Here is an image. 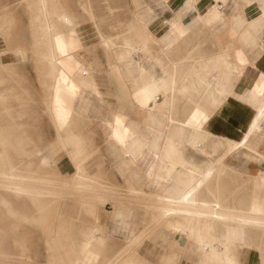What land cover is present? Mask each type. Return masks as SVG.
<instances>
[{
  "label": "crops",
  "instance_id": "1",
  "mask_svg": "<svg viewBox=\"0 0 264 264\" xmlns=\"http://www.w3.org/2000/svg\"><path fill=\"white\" fill-rule=\"evenodd\" d=\"M20 1L24 8L21 13L0 9V77L3 69L21 64L19 60L25 56L19 47L30 42L27 37H39L38 60L43 70L46 69L41 84H50L48 70L51 66L44 54L50 46L61 47L64 52L68 28L58 16L67 12L77 46L69 56L63 53L59 59L66 60L73 69L84 66L90 70L91 83L99 97L90 89L80 96L89 102V116H94L97 101L105 102L103 122L109 120V140L106 141L120 152V164L134 168L142 176L154 200L157 196L186 195L199 180L205 179L197 196L220 215L203 216L200 221L202 242L180 230L174 231L165 221L166 227L175 234L171 239L173 245L164 252H157L156 261L162 264H264V225L253 220L249 225L241 224L242 213L264 219V185L257 184L264 180V114L258 122L259 138L254 140L251 136L246 144L251 148L249 152L235 141L213 139L223 140L225 151L229 153L244 152L246 160L238 169V164L235 165L232 180L248 179L253 182L249 189L227 183L226 180L231 179L226 176L227 167L222 158L214 162L205 156H183L180 150L181 146L189 148L188 145L206 149L208 131L239 140L251 121L257 120L258 108L264 104V53L257 56L260 46L256 39H264V16L259 15V7L264 11V0H138V17L144 22L115 35L122 52L128 53L127 56L123 53L120 62L114 56L117 46L103 43L102 38L111 36L109 30L103 32L92 8L87 24L75 20L64 0H54L58 16L51 17L38 12L35 0ZM90 3L101 5L109 0ZM3 4L12 2L0 0V5ZM41 22H51L52 42L46 38L45 23ZM98 43L111 52L113 61L107 66L98 67V53L102 52ZM12 46L18 48L12 49ZM116 65L124 70L121 77L114 71ZM60 67L63 66L58 63L57 68ZM131 67H135L133 74L138 76L137 92L128 72ZM97 68L105 70L106 75L98 76ZM215 84L217 89L213 88ZM211 93L216 94L218 103L212 116L208 112ZM146 100H154L155 105L148 122L145 121L149 110ZM78 101L77 98L72 101L73 118L77 115ZM117 119L136 132L139 139L135 143L136 153L153 155V166L151 161L145 166L130 162L125 151L131 148L130 144L121 146L110 137ZM95 124L92 121L91 126ZM167 132L169 139H165ZM104 163L109 165V159ZM209 172L212 174L205 178ZM155 203L158 208L160 204L156 200ZM173 219L179 218L173 216Z\"/></svg>",
  "mask_w": 264,
  "mask_h": 264
},
{
  "label": "rangeland",
  "instance_id": "2",
  "mask_svg": "<svg viewBox=\"0 0 264 264\" xmlns=\"http://www.w3.org/2000/svg\"><path fill=\"white\" fill-rule=\"evenodd\" d=\"M64 1L78 23L86 21L88 24L91 19L89 9L92 8L103 32L109 30V36L113 38L127 28L144 22L138 17V0H109V3L101 5L90 2L102 0ZM11 2L10 5H0V9L20 13L24 10L20 0ZM36 21L33 20L34 23ZM27 38L30 42L19 47L24 51L22 56H25L22 59L19 57L21 64L15 65L20 68L3 69L0 77V96H3L0 100V135L8 138L3 148L0 143V264H58L56 253L51 249L49 232L52 230L55 234V228L57 233L63 226L77 244L83 240L85 232L95 233L99 238L93 248L90 247V252L87 255L84 253L89 258L84 264H162L156 261L155 254L172 246L171 239L175 234L166 227V219L160 217L151 188L134 168L120 164V154L107 143L109 134L102 125L106 118L105 102L97 101L93 107L94 116H89L88 101L80 95L77 97L64 92L60 98L68 111L69 124L59 122L50 99L49 86L41 84L45 80L46 69L43 70L38 60L39 37ZM98 45L102 51L98 53V67L107 66L109 61H113L111 52L100 43ZM14 48L18 47L12 46ZM13 55L11 53L10 57ZM96 72L98 76L106 75L101 68H97ZM76 98L79 99L77 115L73 118L72 101ZM92 121L98 126H91ZM208 141L204 144L206 149L188 145L189 148L181 146L180 150L183 156H205L214 162L222 158L227 167L226 176L231 179L226 180L227 183L249 189L253 182L248 179L232 180L235 165L238 164V169L246 160L244 152L229 153L225 151L223 140ZM107 159L109 165L104 163ZM76 162L81 164L82 173L86 175L80 182L91 183H85L82 190L76 188ZM123 167H126L125 170H122ZM10 168L24 183L47 185L48 192H53L46 195L48 199L51 197L50 201L46 196H40L33 202L25 195L17 198L11 190L2 187L1 173ZM237 176L245 177L243 174ZM92 184L95 185L93 189ZM87 199H91L92 203L94 199L104 200L101 221H95L85 211L86 205L82 202ZM114 211L119 215L113 216ZM39 216L46 219L33 220ZM131 239L135 242H130ZM75 256L84 257L83 253Z\"/></svg>",
  "mask_w": 264,
  "mask_h": 264
},
{
  "label": "bare ground",
  "instance_id": "3",
  "mask_svg": "<svg viewBox=\"0 0 264 264\" xmlns=\"http://www.w3.org/2000/svg\"><path fill=\"white\" fill-rule=\"evenodd\" d=\"M53 2H54V0H35V4H37L38 12L40 14L41 13L42 14H49L50 17L53 16L54 14L57 15V12H56L57 9H55ZM259 13H260L259 15L264 16V11L260 7H259ZM58 17L62 20V22L68 28L66 31L64 52H62L61 47H60V49H58V47L55 46L56 49H53V47L50 46L48 48V50H46V53L44 54V56L48 60L49 65L51 66L50 70H48L49 71L48 72L49 77H50V84H48V86H49V91L51 94L50 99L52 101V105H53V109H54L56 118L59 122L68 125L69 124L68 123V121H69L68 120V111H67L64 103L62 102L60 96L64 92H67L73 96L78 97L80 94H83L86 89H90L98 97H99V93H98V90L96 89L95 85L93 83H91L90 70L88 68L81 66V67H78L76 69H73L69 66V64L66 62V60H64V62H63L62 58L59 59V57H61V55L63 53L66 56H69L71 54V52H73L74 49H76L77 45L73 39L74 28H73V23L70 19L69 14L66 12L65 14H60ZM246 22L248 23L249 21L246 20ZM41 23L43 25L45 23L44 34H45L46 38H48V40H51V36H52L53 30H54V28L51 25V22L50 23L49 22H41ZM54 35H55V33H54ZM102 39H103V43L107 44L108 46L109 45H111V46L116 45L117 46V48L114 50V52H115L114 56L116 58V61L120 62L124 52H122V50L120 48V42L118 41V38L108 37V38H102ZM256 39H257V43H259V46H260V51L258 52L257 56H260L264 53V39L263 40L259 39V38H256ZM258 40H259V42H258ZM252 41H254V38H252ZM51 42H52V40H51ZM124 54H125V56L128 55L127 52H125ZM58 63L61 64V66H63V67H60V69H58L57 68ZM134 68L131 67L128 70V72H130V77H133V81H134L133 88L135 89V92H137V77L138 76H137V73L135 75L133 74L134 70H136ZM114 71H116V74L119 75L120 77H121V73L124 72V70H122L121 67H118V65H116L114 67ZM212 72L217 74L216 70H213ZM152 87H154V86H152ZM213 88L217 89V85L215 84L213 86ZM2 99H3V96H0V100H2ZM217 104L218 103H217L216 94L211 93V98H210V100H208V107H209L208 112L211 114V116L214 114V107ZM145 105H147L148 109H149L147 111V115L145 118V121L148 122L152 119L151 111L155 108L154 100H152V101L146 100ZM263 114H264V104H262L258 108V113H257V117H256L257 120H255V118H254V120L251 121L252 123L250 125L248 124L249 126L243 132V134L239 140H235L233 138L225 137V136H218L217 134H214L211 131H208V140L217 139V137H220V139H223L227 142L228 141H235V142H237V144L240 147L245 148V150L249 152L251 150V148L246 147L247 146L246 144L252 139L251 136L253 137L254 140L259 138L257 131H258V127L260 125L258 126V122L262 119ZM263 121H264V119H263ZM103 126L105 127V129L107 130V132L109 134V120H105L103 122ZM111 128L113 129V131L110 134L111 138H113L121 146L126 147L130 144L131 148L125 149V151L128 153V155L130 157V162H139L143 166H145V164L149 161H151V163L153 162V155H151L149 152L145 153V154L142 153L140 155H138L136 153V146L137 145L135 143L137 140H139L136 137V134H135L136 132L132 131L129 127L123 126L120 119H117V123ZM261 129L263 130V127ZM169 138H170L169 132H167L165 139H169ZM155 139H158L157 135H155ZM7 140H8V138L6 136L2 137L0 135V143L2 145V148L5 146ZM132 146H134V147L132 148ZM3 152H4V150H3ZM1 154H2V151H1ZM137 157H139L138 160H137ZM262 157H264V156H262ZM42 161L44 162L45 159ZM152 166H153V163H152ZM12 168L5 170L1 173L2 174L1 186L8 189V190H11L15 197L18 198L20 196L22 197L23 195H25L33 202V201H36L38 197L41 198L40 196H46L48 194L52 195L53 192L52 191L48 192V189L46 188L47 185L46 186H44V185L40 186L38 184H30V183L22 182L18 178V176L12 172V170H13ZM16 168L14 167V169H16ZM152 169H153V167H152ZM152 169H151V171H152ZM75 170H76L75 176L78 180V182H77L78 184H76V186H77L76 188L82 190L85 187L86 182L82 183L80 181L84 180L86 178V175H84L82 173V168H81L80 163H77ZM17 171L19 172V170H17ZM151 171L149 170V174L151 173ZM209 174H212V172H209L205 176V178H207ZM18 175H19V173H18ZM28 175H31V174H28ZM87 178L90 179V177H87ZM204 182H205V179L199 180L192 187V190L189 191L188 194H186V195H183L180 197L157 196L155 199L156 202L160 204V206H158V208H157L159 210L160 217L166 219V224L168 226H170L174 231L180 230L181 232L191 236L193 239L200 241V242H202L204 240L203 229L200 226L201 225L200 221L202 220L203 216L210 214L214 217H218V215H220L216 209H211L210 205L202 202V199L197 196V190L203 185ZM88 184H91V183H88ZM257 184L264 185V180L262 179ZM94 186L95 185L92 186V189ZM89 187L91 188L90 185H89ZM87 188H88V186H87ZM53 195H56V194H53ZM48 197L49 196H46L47 200L50 201L51 197L49 199H48ZM22 199H24V198H22ZM26 201H28V200H26ZM94 201L96 202V204H95V202L92 203L91 199L90 200L87 199V201L84 200L82 202V204L86 205L85 211L87 213H90L95 221H101L102 220V217L100 216L101 204L104 200L98 199L96 201L94 199ZM18 202H19V200H18ZM80 202H81V200H80ZM112 215L118 216L116 211L112 212ZM173 216H178L179 219H173L170 221L169 218L173 217ZM45 219H46V217H44V216H39V217L33 218V220H39V221H44ZM226 219H229L228 214H226ZM251 220H253L255 223H257L259 225H264V219H260V218H257L255 216H253V218H252L249 213H242L241 224L243 226L249 225ZM49 224H50V222H49ZM61 225H63V223ZM53 226L55 227V225H53ZM57 227L59 229V226H57ZM64 227L65 226H63L62 228L60 227V230L57 231V233H56V228H55V231H54L55 234H53L51 232L52 230L50 231L51 233L49 232V234H51V237H52L50 240L51 249L53 252L56 253V259L58 260V264H84V261L86 262V260L89 259L88 256H84V253L87 255V253H89L91 250L90 247H92L94 242L96 240H99V238L96 236L95 233L92 234L91 232H85V233L83 232L84 234L82 236L84 238L80 243L77 244L75 242V240L73 239V237L71 238L70 235L68 234L69 232L67 231V228H64ZM66 227H68V225H66ZM138 235H141V234L138 233ZM134 238H136V237H134ZM133 241L135 242L134 239L130 240V242L134 243ZM210 246H212V245H210ZM77 253H83L84 257L83 258L76 257L75 255ZM91 255H90V257H91L90 259H93L92 258L93 256H94V258H97V256L94 255V253H93V256H91Z\"/></svg>",
  "mask_w": 264,
  "mask_h": 264
}]
</instances>
